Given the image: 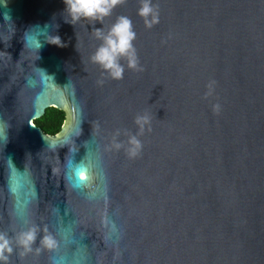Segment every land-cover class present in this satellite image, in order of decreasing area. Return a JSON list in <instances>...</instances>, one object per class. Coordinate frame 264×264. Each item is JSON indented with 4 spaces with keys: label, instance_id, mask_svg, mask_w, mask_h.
<instances>
[{
    "label": "water",
    "instance_id": "1",
    "mask_svg": "<svg viewBox=\"0 0 264 264\" xmlns=\"http://www.w3.org/2000/svg\"><path fill=\"white\" fill-rule=\"evenodd\" d=\"M141 4L0 0V264H264V0H151V28ZM119 16L138 64L113 79L91 57Z\"/></svg>",
    "mask_w": 264,
    "mask_h": 264
},
{
    "label": "clouds",
    "instance_id": "2",
    "mask_svg": "<svg viewBox=\"0 0 264 264\" xmlns=\"http://www.w3.org/2000/svg\"><path fill=\"white\" fill-rule=\"evenodd\" d=\"M124 2L125 0H63L65 5L64 11L73 24L80 20H88L102 24L104 18L110 16L115 7ZM137 15L144 20L145 26L148 28H151L158 22V17L151 6V0H142ZM95 36L101 41V44L91 59L94 63L101 66L104 71L108 72L111 78H122L124 69L119 63L121 58L127 59L129 68H137L138 61L132 44L136 34L132 29V22L128 17H117L107 33L102 28H96ZM51 44L57 47L65 46L61 43L59 36L53 37ZM136 123L142 131L144 125L148 123V120L146 117H139ZM129 143L133 145L131 154L136 155L140 147L139 141L135 137H132ZM81 179H83V176H81ZM34 240V231H29L21 236L19 244L25 252H28L31 250V244ZM42 244L51 248L53 241L50 237L45 236ZM11 251L9 241L3 236H0V260H6L7 254H10Z\"/></svg>",
    "mask_w": 264,
    "mask_h": 264
},
{
    "label": "trees",
    "instance_id": "3",
    "mask_svg": "<svg viewBox=\"0 0 264 264\" xmlns=\"http://www.w3.org/2000/svg\"><path fill=\"white\" fill-rule=\"evenodd\" d=\"M65 119V115L62 111H59L55 108H49L45 111L44 115L36 120L34 123L37 127L48 135L56 134Z\"/></svg>",
    "mask_w": 264,
    "mask_h": 264
}]
</instances>
